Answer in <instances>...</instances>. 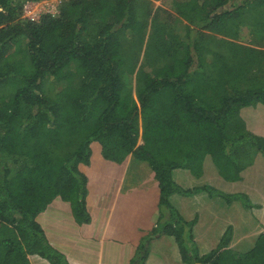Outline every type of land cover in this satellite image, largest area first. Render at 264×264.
<instances>
[{
    "label": "trees",
    "instance_id": "obj_1",
    "mask_svg": "<svg viewBox=\"0 0 264 264\" xmlns=\"http://www.w3.org/2000/svg\"><path fill=\"white\" fill-rule=\"evenodd\" d=\"M27 1L0 0V264H72L50 205L90 223L88 184L129 156L160 191L130 264H164L162 235L183 264H264V49L238 41L264 0Z\"/></svg>",
    "mask_w": 264,
    "mask_h": 264
},
{
    "label": "crops",
    "instance_id": "obj_2",
    "mask_svg": "<svg viewBox=\"0 0 264 264\" xmlns=\"http://www.w3.org/2000/svg\"><path fill=\"white\" fill-rule=\"evenodd\" d=\"M134 160L136 161L129 156L124 161L118 180L105 175L88 184L86 199L92 217L90 223L80 224L71 208L69 212H63L59 205H53V202L59 204L58 200L62 198L57 197L52 202L51 224L46 235L49 242L64 253L72 264H130L142 238V233L136 230V220L148 208L158 204L160 195L159 191L155 202L146 204L140 211H133V192L127 198L124 186L125 173L127 174L132 163H136ZM150 172L153 174L151 169ZM104 177H108L105 182L102 181ZM237 209L228 205L222 208L225 212L231 210L235 213H238ZM169 240L167 235L150 240V252L160 255L164 264H183L174 259Z\"/></svg>",
    "mask_w": 264,
    "mask_h": 264
},
{
    "label": "rangeland",
    "instance_id": "obj_3",
    "mask_svg": "<svg viewBox=\"0 0 264 264\" xmlns=\"http://www.w3.org/2000/svg\"><path fill=\"white\" fill-rule=\"evenodd\" d=\"M48 2H49V5L46 7L48 9H50L51 12H53V11L55 12L56 9H55V7H53V5L54 4L56 5V2L54 4H53V2H51V0H49ZM155 5H161V6L169 8L167 1H164V0L163 1L157 0L155 2ZM210 33H212V32H210ZM216 36L221 37V38L223 37V35H219V34H216ZM238 41L245 43L247 45L253 46V47H258V48L264 49V37L263 38H257L256 34L250 35L248 37H242ZM132 159H135V158L132 157ZM135 162L136 163H132L127 174L125 173L126 179H125V186L124 187L126 188L127 198L130 196L129 193L133 192L131 194L132 195V201L134 202L133 203L134 204V210L133 211H137V210L140 211L143 208V206H145L146 204L153 203L157 200L155 198H157L156 196H158L159 186H158L157 180L154 178V172H153L152 168L149 166V164L147 162L139 161L137 159ZM118 167L119 168L114 169L113 171H111L109 173H105L102 176L108 175V177L110 176L113 179L116 177V179L118 180L119 174L122 173V165H120ZM150 169L153 172V174H151ZM101 177H99L98 179H96L92 182H96L97 180L101 179ZM108 177H104V180H102V181H104V182L107 181ZM133 189H136V190H133ZM58 201H59V204H58V202L57 203L53 202V205H59V208L63 212L64 211H66V212L70 211L71 207H70L69 203H67V201H65L63 199H59ZM51 205H50V209H51V213H52V206ZM228 206H230V207L232 206L233 209H234V206H235V208H238L240 210L244 209L242 204L240 202H237V201L230 203ZM245 213H246V215L253 217L247 211H245ZM246 215L243 216V219L246 217ZM231 223L235 227V234H237V237L240 239H243V233L241 231H240V233L237 232L238 228L240 227L237 219L233 218V219H230V221L228 219V221L225 222L224 224H222V226L226 227L228 224H231ZM250 226H252L251 222H250ZM251 239H252V237H251ZM253 240L251 241L252 242L251 245H248L249 242H245L242 245V246H244V245L248 246V248L245 247L246 248L245 250H248L253 245ZM153 248H154V246L151 247V249H153ZM245 250H243V251H245Z\"/></svg>",
    "mask_w": 264,
    "mask_h": 264
},
{
    "label": "built area",
    "instance_id": "obj_4",
    "mask_svg": "<svg viewBox=\"0 0 264 264\" xmlns=\"http://www.w3.org/2000/svg\"><path fill=\"white\" fill-rule=\"evenodd\" d=\"M48 1L49 0H40V1L28 0L24 5V15L31 19L38 20L43 13H52L54 15L58 14L59 5L62 0H51L53 4L56 2V5L55 4L53 5V7H55L56 9L55 12L54 11L51 12V10L46 7L49 5Z\"/></svg>",
    "mask_w": 264,
    "mask_h": 264
}]
</instances>
